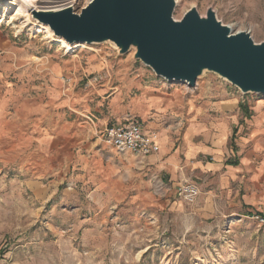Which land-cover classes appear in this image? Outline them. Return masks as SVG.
<instances>
[{
	"label": "rangeland",
	"instance_id": "374dc122",
	"mask_svg": "<svg viewBox=\"0 0 264 264\" xmlns=\"http://www.w3.org/2000/svg\"><path fill=\"white\" fill-rule=\"evenodd\" d=\"M32 1L20 13L18 0H0V264H264V225L253 216H199L175 192L151 201L123 180L100 187L92 170H78L77 151H60L66 136H101L116 124L115 94L120 106L126 95L164 92L176 148L192 126L216 134L213 124L232 115L250 120L264 95L208 71L194 89L163 82L136 49L122 53L111 42L68 50L30 12L72 5L80 14L92 0ZM176 3V21L212 11L233 34L264 43V0ZM128 82L138 83L129 94ZM48 135L53 151L42 142Z\"/></svg>",
	"mask_w": 264,
	"mask_h": 264
},
{
	"label": "crops",
	"instance_id": "0c3cea01",
	"mask_svg": "<svg viewBox=\"0 0 264 264\" xmlns=\"http://www.w3.org/2000/svg\"><path fill=\"white\" fill-rule=\"evenodd\" d=\"M131 84L124 86L127 94L132 93ZM124 97L125 103L120 106L121 94L110 100V106L115 107L116 124L137 117L147 133L157 135L159 152L138 158L111 147L106 149L97 131L66 136L67 142L60 151H77L78 170H92L95 173L92 181H98L100 187L111 188L123 180L132 187L142 188L145 191L142 196L151 201L165 198L163 202H168L182 183H195L201 195L193 211L199 216L244 217L264 212V100L255 104L250 120L242 119L237 113L213 124L216 134L206 126H192L176 148L167 121L170 109L164 92L143 91L140 96ZM228 106L238 109L239 103ZM233 129L237 130L234 142ZM51 140L48 135L42 141L46 151L54 150Z\"/></svg>",
	"mask_w": 264,
	"mask_h": 264
},
{
	"label": "water",
	"instance_id": "95a60500",
	"mask_svg": "<svg viewBox=\"0 0 264 264\" xmlns=\"http://www.w3.org/2000/svg\"><path fill=\"white\" fill-rule=\"evenodd\" d=\"M175 7V0H92L80 14L69 8L32 15L71 45L111 42L122 53L134 48L136 59L167 82L193 89L208 71L244 94L264 95V43L233 34L212 11L204 19L191 10L176 21Z\"/></svg>",
	"mask_w": 264,
	"mask_h": 264
},
{
	"label": "built area",
	"instance_id": "2783aa9c",
	"mask_svg": "<svg viewBox=\"0 0 264 264\" xmlns=\"http://www.w3.org/2000/svg\"><path fill=\"white\" fill-rule=\"evenodd\" d=\"M163 82L167 81L163 80ZM101 138L106 145L117 152L131 153L138 158H147L160 150L156 142L157 135L147 133L137 117H130L125 123L107 127L101 133ZM175 194L185 203L194 205L201 195V190L195 183L184 182L176 188ZM253 218L260 225H264V212L253 215Z\"/></svg>",
	"mask_w": 264,
	"mask_h": 264
},
{
	"label": "bare ground",
	"instance_id": "6f19581e",
	"mask_svg": "<svg viewBox=\"0 0 264 264\" xmlns=\"http://www.w3.org/2000/svg\"><path fill=\"white\" fill-rule=\"evenodd\" d=\"M6 1V0H5ZM19 2V5H20V13L21 12H24V13H26L27 12V10H26V7L29 5V6H31V7H33V8H35V6L34 5H32V3H33V1L32 0H18ZM176 1V0H175ZM90 4V3H89ZM88 4V5H89ZM177 4V3H176ZM69 8H74L72 5L71 6H65V7H61V8H59V9H69ZM34 10V9H33ZM56 10H58V9H54V8H50V9H42V10H36L35 9V11H38V12H43V13H48V12H51V11H56ZM30 13H32V11L30 12ZM39 26V28L41 29V31H43V32H46V33H48L49 35H51L52 36V31H51V29L49 28V26H47V25H38ZM58 40V42H60L62 45H63V47L64 48H66V49H68V50H72L74 47H76V46H78L77 44L76 45H71V44H69V43H67L66 41H64L63 39H61V38H57Z\"/></svg>",
	"mask_w": 264,
	"mask_h": 264
},
{
	"label": "trees",
	"instance_id": "16d2710c",
	"mask_svg": "<svg viewBox=\"0 0 264 264\" xmlns=\"http://www.w3.org/2000/svg\"><path fill=\"white\" fill-rule=\"evenodd\" d=\"M241 108H242L243 112H244V110L246 109L245 106H241ZM248 114H249V113H248ZM250 114H251V113H250ZM232 145H233V143H232Z\"/></svg>",
	"mask_w": 264,
	"mask_h": 264
}]
</instances>
